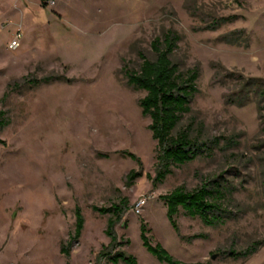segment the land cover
I'll return each instance as SVG.
<instances>
[{
  "label": "rangeland",
  "instance_id": "obj_1",
  "mask_svg": "<svg viewBox=\"0 0 264 264\" xmlns=\"http://www.w3.org/2000/svg\"><path fill=\"white\" fill-rule=\"evenodd\" d=\"M168 32L179 70L199 71L179 129L220 146L158 182L126 69ZM225 72L264 80V0H0V264H170L157 246L179 264H264V118L254 96L228 103L244 81H215ZM212 180L232 191L231 219L181 210L175 227L160 197Z\"/></svg>",
  "mask_w": 264,
  "mask_h": 264
},
{
  "label": "trees",
  "instance_id": "obj_2",
  "mask_svg": "<svg viewBox=\"0 0 264 264\" xmlns=\"http://www.w3.org/2000/svg\"><path fill=\"white\" fill-rule=\"evenodd\" d=\"M224 20L222 19V21ZM213 25H208V27L212 28ZM180 40L181 38L177 33L168 32L163 39L157 38L151 44L155 54L154 60H150L141 54L143 62L140 68L138 70L126 69L127 85L134 91L146 93L139 103L143 115L151 121L150 129L154 140L157 142L158 182H162L172 172L173 167L186 165L201 156H211L214 148L220 146V139L218 138L208 143L193 137L191 125L179 129L185 116L192 111L191 105L198 92L197 80L199 79L198 70L183 73L172 60ZM228 77H235L236 80L244 81L242 90L232 94V97L227 96L228 103L243 105L249 103L254 96L258 103L259 117L264 118V80L246 78L233 72H225L223 81H221L220 75L214 79L223 83ZM0 116V119L2 118L0 124H3L6 120L5 113L0 112ZM228 194H232L228 183L224 184L212 180L191 192L183 187L177 188L172 193L161 196L160 199L168 208L169 217L175 227L177 226L175 217L181 210L186 216L199 218L206 225H215L226 222L233 216L224 208ZM112 210L113 208H109L103 211L112 212ZM77 227V236L79 237L82 230L80 218ZM261 243L256 242L241 252L231 250L223 254L235 259L247 257ZM154 250L160 254V258L170 264H179L161 246H157ZM128 261L135 264L132 257L128 258Z\"/></svg>",
  "mask_w": 264,
  "mask_h": 264
},
{
  "label": "built area",
  "instance_id": "obj_3",
  "mask_svg": "<svg viewBox=\"0 0 264 264\" xmlns=\"http://www.w3.org/2000/svg\"><path fill=\"white\" fill-rule=\"evenodd\" d=\"M20 38H21V36L18 35V36L16 37V39L13 40V41L10 43L9 47H10L11 50H15V49H17V48L20 46V44H21V39H20ZM145 204H146V201L143 200V201H141V202L139 203L138 207H139V208H142Z\"/></svg>",
  "mask_w": 264,
  "mask_h": 264
},
{
  "label": "water",
  "instance_id": "obj_4",
  "mask_svg": "<svg viewBox=\"0 0 264 264\" xmlns=\"http://www.w3.org/2000/svg\"><path fill=\"white\" fill-rule=\"evenodd\" d=\"M217 258V256L215 255V256H213V260H215Z\"/></svg>",
  "mask_w": 264,
  "mask_h": 264
}]
</instances>
